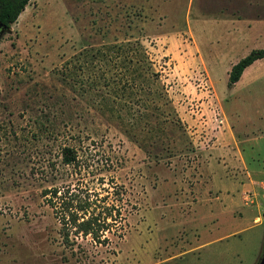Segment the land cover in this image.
<instances>
[{
  "label": "rangeland",
  "instance_id": "rangeland-1",
  "mask_svg": "<svg viewBox=\"0 0 264 264\" xmlns=\"http://www.w3.org/2000/svg\"><path fill=\"white\" fill-rule=\"evenodd\" d=\"M134 41L149 66L136 81L151 94L128 121L144 90L119 102L87 89L94 66L82 55ZM256 49L264 0H30L0 37V264H255L264 59L226 83ZM62 147L80 176L62 166ZM77 179L100 196L108 183L120 189L122 218L105 246H62L43 201L42 190Z\"/></svg>",
  "mask_w": 264,
  "mask_h": 264
},
{
  "label": "trees",
  "instance_id": "trees-1",
  "mask_svg": "<svg viewBox=\"0 0 264 264\" xmlns=\"http://www.w3.org/2000/svg\"><path fill=\"white\" fill-rule=\"evenodd\" d=\"M29 1L0 0V23L5 28H9L16 22ZM81 54L78 53L73 57L76 62ZM82 56L86 57L88 62L94 66V71L87 83V89H92L95 92L99 89H108L113 98L119 102L123 100V97L128 98L136 95L137 90H144V97H138L135 101L130 102V107L133 102L136 103L137 110L132 111L127 108L128 117L126 120H137L145 115V112H140V109L144 110L148 106V95L151 94V90L144 81L146 79L140 82L136 81L141 78L140 69L145 72L149 70L144 50L139 43L134 41L100 46L85 50ZM263 58L264 49H256L239 59L227 73L226 87L232 88L245 68L254 61ZM101 64L110 70H101ZM105 73H108V76ZM144 86L145 88H143ZM101 100L105 99L101 98ZM60 156L62 166L71 167L72 170L77 169L76 175L80 176L79 172L82 167L78 164L79 159L74 149L62 147ZM108 185L106 188L101 187V190L106 193L104 196L87 189L81 179H77L73 185L67 184L42 190L43 201L51 209L52 216L59 225L58 234L62 246L71 247L75 245V239L78 238H89L93 243L101 246L108 243L106 234L110 233L114 225L122 218L120 206L116 204V201L119 202L120 189L113 183H108Z\"/></svg>",
  "mask_w": 264,
  "mask_h": 264
},
{
  "label": "crops",
  "instance_id": "crops-1",
  "mask_svg": "<svg viewBox=\"0 0 264 264\" xmlns=\"http://www.w3.org/2000/svg\"><path fill=\"white\" fill-rule=\"evenodd\" d=\"M263 59H264V58H263ZM261 60H262V59L254 61L250 66H248L247 68H245V69L243 70V72H244L245 70L251 68L254 64L258 63V62L261 61ZM237 61H238V60H237ZM237 61H236V62H237ZM236 62H234V64H235ZM243 72H242V73H243ZM241 75H242V74H241ZM240 77H241V76H240ZM239 79H240V78H239ZM238 81H239V80H238ZM238 81H237V82H238ZM237 82H236L235 84H237ZM235 84H234V85H235ZM234 85H233V86H234ZM258 173H260V171H257L256 174H258ZM261 173H262V172H261ZM261 173H260V174H261ZM247 176L249 177V178H248V181H249L248 184H249V185H247L246 188L248 187V188H249L248 190L250 191V189H251L255 184H254V182L250 181V179H251V174H248ZM261 176H264V174H261ZM263 185H264V184H262L261 187H262ZM241 188H242V190H243V191L241 192V193H242V196H243V197H242V201L244 202V199L247 197V196H246V192H248V191L243 187L242 184H241ZM244 204H245V203H244Z\"/></svg>",
  "mask_w": 264,
  "mask_h": 264
},
{
  "label": "water",
  "instance_id": "water-1",
  "mask_svg": "<svg viewBox=\"0 0 264 264\" xmlns=\"http://www.w3.org/2000/svg\"><path fill=\"white\" fill-rule=\"evenodd\" d=\"M9 32V28H5L1 23H0V37ZM255 264H264V239H263V243H262V249L260 252L259 257L257 258V261L255 262Z\"/></svg>",
  "mask_w": 264,
  "mask_h": 264
}]
</instances>
